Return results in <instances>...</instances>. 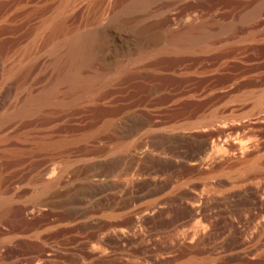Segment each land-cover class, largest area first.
Returning <instances> with one entry per match:
<instances>
[{
  "label": "rangeland",
  "instance_id": "1",
  "mask_svg": "<svg viewBox=\"0 0 264 264\" xmlns=\"http://www.w3.org/2000/svg\"><path fill=\"white\" fill-rule=\"evenodd\" d=\"M136 1L0 0V264H264V0Z\"/></svg>",
  "mask_w": 264,
  "mask_h": 264
},
{
  "label": "bare ground",
  "instance_id": "2",
  "mask_svg": "<svg viewBox=\"0 0 264 264\" xmlns=\"http://www.w3.org/2000/svg\"><path fill=\"white\" fill-rule=\"evenodd\" d=\"M149 1L150 0H137L132 7H143ZM210 35L211 33L206 27L192 25L184 27V29H182L180 32L171 35L170 39L171 42H175V44L177 43L179 46L191 47L195 42L198 44L199 40H206V38L210 37ZM95 38L96 34L94 32H80L72 36L70 35V37H67V39L60 42V49L58 48L57 54L55 53V57L57 58V63L63 70L64 75L62 74V79L60 78L49 88L41 91L38 94L35 93L28 98V102L31 107L29 108L31 110L33 107L44 104L50 99L52 100V98L56 97V95H61V93V97H64L63 92L75 95L79 91H85L90 89V87H93L95 80L97 79L98 75L96 74L98 72L84 74L83 70L89 66L95 55ZM55 60L56 59H54V61ZM19 210L21 209L19 208Z\"/></svg>",
  "mask_w": 264,
  "mask_h": 264
}]
</instances>
